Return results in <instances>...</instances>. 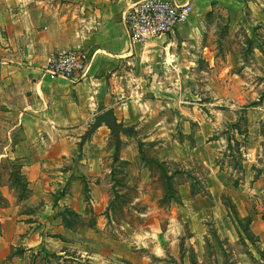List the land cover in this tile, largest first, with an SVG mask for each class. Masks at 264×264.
Instances as JSON below:
<instances>
[{
  "label": "crops",
  "instance_id": "obj_1",
  "mask_svg": "<svg viewBox=\"0 0 264 264\" xmlns=\"http://www.w3.org/2000/svg\"><path fill=\"white\" fill-rule=\"evenodd\" d=\"M137 1L0 0V158L17 167L28 193L0 207V264L153 263L145 257V247L135 250L109 231L111 189L142 190L145 194L131 204L144 199L145 205L159 206L163 196L148 163L151 157L180 164L179 172L191 161L213 171L207 181L210 199L201 193L181 197L186 209L166 211L160 205L163 215L195 219L208 212L230 225L229 212L218 211L221 196L216 191L225 183L211 167L214 157L195 152L199 141L189 150L188 140L181 138L188 117L201 124L210 119L198 113L194 102L172 100L165 91L173 79L179 84L188 77L201 58L209 12L244 22L247 8L261 10L264 0H173L189 4L188 20L173 32L131 47L124 15ZM77 49L91 57L85 79L44 72L54 53ZM250 60L256 62L250 71L262 76L264 54H251ZM248 85L264 87V78ZM108 108L131 129L120 134L121 146L104 124L82 143L96 116ZM212 122L214 131L219 119ZM157 140L162 149L158 155L150 150ZM260 149L243 147L244 162L258 165ZM246 182L248 178L244 187ZM192 202L205 207L190 212ZM151 208L140 216L151 215ZM67 213L83 223L69 224ZM171 229L172 224L163 236ZM150 250L155 260H162L161 244Z\"/></svg>",
  "mask_w": 264,
  "mask_h": 264
},
{
  "label": "rangeland",
  "instance_id": "obj_2",
  "mask_svg": "<svg viewBox=\"0 0 264 264\" xmlns=\"http://www.w3.org/2000/svg\"><path fill=\"white\" fill-rule=\"evenodd\" d=\"M256 8H247L244 22L240 21L242 18L237 22L230 20L216 10L209 12L204 20L206 48L198 51L201 58L188 77L182 78L179 84L173 79L165 91L172 100L194 102L198 113L210 119L201 124L188 117L182 122L181 138L188 140L189 150L199 141L202 145L195 152H211L214 157L211 167L225 183L223 189L216 191L221 203L219 210H215H227L231 223H224L208 212L198 214L195 219L184 215L170 220L163 215L157 208L160 205L166 211L171 207L186 209L179 203L181 197L190 198L197 193L211 197L207 181L211 180L209 172L213 171L198 161H191L179 172L180 164L151 157L148 163L163 196L159 206L145 205L144 199L131 204L134 197L145 194L142 190L113 188L109 191L110 233L118 242L130 244L135 250L145 247V257L154 261L141 260L138 264H264V87L248 85L252 80L258 82L264 78V60L262 76L248 68L256 63L250 60L251 54H264V8ZM218 119L219 127L213 131L212 120L218 122ZM167 120H172L170 115ZM210 140H215V144L205 147ZM160 142L154 141L155 146L150 149L157 155L162 151ZM257 146L262 154L259 164L245 163L243 147L255 149ZM247 178L248 185L244 187ZM190 183L195 184L191 189ZM26 194L17 167L0 158V207ZM191 204L190 212L205 207V204ZM148 207H152L151 215L140 216ZM67 214L69 224L83 223L76 215ZM170 224L172 229L165 237L163 233ZM156 243L164 248L162 260L158 261L150 250Z\"/></svg>",
  "mask_w": 264,
  "mask_h": 264
},
{
  "label": "built area",
  "instance_id": "obj_3",
  "mask_svg": "<svg viewBox=\"0 0 264 264\" xmlns=\"http://www.w3.org/2000/svg\"><path fill=\"white\" fill-rule=\"evenodd\" d=\"M189 14V4L173 0H139L133 3L124 15L130 46L173 32L188 20ZM90 63L91 57L84 50L61 51L49 58L44 72L80 81L86 78Z\"/></svg>",
  "mask_w": 264,
  "mask_h": 264
},
{
  "label": "water",
  "instance_id": "obj_4",
  "mask_svg": "<svg viewBox=\"0 0 264 264\" xmlns=\"http://www.w3.org/2000/svg\"><path fill=\"white\" fill-rule=\"evenodd\" d=\"M106 125L111 129V132L116 137L117 146H121V133H127L131 131L130 128L124 127L121 123L117 122V119L114 114V110L112 108H108L107 110L98 114L95 120L92 122L88 130L82 136V143L88 140L91 135L97 130L101 125Z\"/></svg>",
  "mask_w": 264,
  "mask_h": 264
}]
</instances>
